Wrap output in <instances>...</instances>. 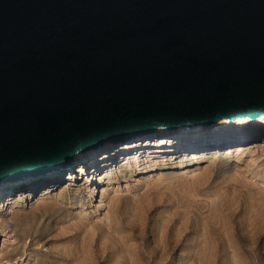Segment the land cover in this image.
I'll return each mask as SVG.
<instances>
[{
	"label": "water",
	"instance_id": "water-1",
	"mask_svg": "<svg viewBox=\"0 0 264 264\" xmlns=\"http://www.w3.org/2000/svg\"><path fill=\"white\" fill-rule=\"evenodd\" d=\"M263 114L264 0H0V184Z\"/></svg>",
	"mask_w": 264,
	"mask_h": 264
},
{
	"label": "rangeland",
	"instance_id": "rangeland-1",
	"mask_svg": "<svg viewBox=\"0 0 264 264\" xmlns=\"http://www.w3.org/2000/svg\"><path fill=\"white\" fill-rule=\"evenodd\" d=\"M145 140L94 149L101 161L114 156L109 175L82 160L71 185L64 172L44 197L8 200L4 210L3 198L0 264H264V137L244 153L194 159L187 172L184 158L116 157Z\"/></svg>",
	"mask_w": 264,
	"mask_h": 264
},
{
	"label": "bare ground",
	"instance_id": "bare-ground-1",
	"mask_svg": "<svg viewBox=\"0 0 264 264\" xmlns=\"http://www.w3.org/2000/svg\"><path fill=\"white\" fill-rule=\"evenodd\" d=\"M135 137H141L149 140V142L147 144H130L120 150L116 157L121 159L122 163L124 162L129 165L133 161L138 163V161L142 159L144 163L151 165L156 162V157L168 160H173L174 157L177 159L179 157L180 159H186V162H188L181 167L182 172H187V168L194 159L199 160V158H206V156L209 157L219 152L229 154L236 150L237 152H243L250 144V140L262 139L264 137V114L258 118L238 117L233 120L222 118L205 126L194 125L188 127L181 125L176 128L158 127L151 133L137 135ZM127 141L128 140H126L123 145ZM107 143L109 144L103 152H106L109 148L115 147V144L111 143V141L105 144ZM248 149L250 148L248 147ZM94 151L96 150L89 149L87 151H77L68 169H63L61 171L54 170L49 171L45 175L3 182L0 184V203L3 198L6 200L3 201L2 209L8 200L29 201L40 196H46L52 188H55L57 184L62 181L60 179L64 172H70L68 182L70 183L69 185H71L72 180H74V173L71 172V170L76 164H79L81 166L80 170L83 171L84 168L80 164L82 160H88L89 166L93 167L97 174L101 172L103 168L102 165L106 166V168H104L106 174H111L113 172V166L116 163V160L113 159L114 156L111 155L101 161L100 157L96 156L97 154ZM143 174L147 175V177L150 176V178L161 175L159 170L155 168H146Z\"/></svg>",
	"mask_w": 264,
	"mask_h": 264
}]
</instances>
